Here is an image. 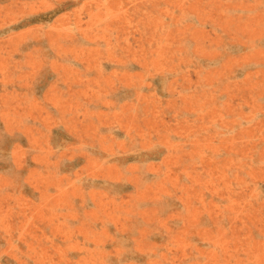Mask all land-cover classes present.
<instances>
[{
  "label": "rangeland",
  "instance_id": "obj_1",
  "mask_svg": "<svg viewBox=\"0 0 264 264\" xmlns=\"http://www.w3.org/2000/svg\"><path fill=\"white\" fill-rule=\"evenodd\" d=\"M0 264H264V0H0Z\"/></svg>",
  "mask_w": 264,
  "mask_h": 264
}]
</instances>
